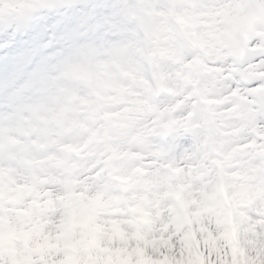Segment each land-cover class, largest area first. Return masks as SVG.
Segmentation results:
<instances>
[{"label":"rangeland","instance_id":"374dc122","mask_svg":"<svg viewBox=\"0 0 264 264\" xmlns=\"http://www.w3.org/2000/svg\"><path fill=\"white\" fill-rule=\"evenodd\" d=\"M237 1L57 0L52 33L46 11L19 31L0 54V264L49 261L66 215L94 262L127 249L184 264L177 235L211 208L264 264V94L259 108L251 77L264 73V0H248L246 42L262 52L249 65L235 55ZM101 146L104 164L90 155ZM33 181L48 188L39 203Z\"/></svg>","mask_w":264,"mask_h":264},{"label":"trees","instance_id":"16d2710c","mask_svg":"<svg viewBox=\"0 0 264 264\" xmlns=\"http://www.w3.org/2000/svg\"><path fill=\"white\" fill-rule=\"evenodd\" d=\"M242 259L244 261V257ZM212 264H227V263L225 261H222V262H216V263L212 262ZM245 264H253V261L250 260L249 258H245Z\"/></svg>","mask_w":264,"mask_h":264}]
</instances>
